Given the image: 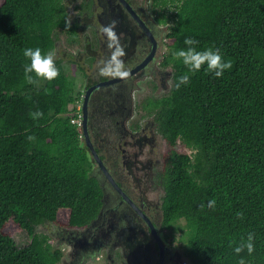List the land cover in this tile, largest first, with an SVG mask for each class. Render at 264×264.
Listing matches in <instances>:
<instances>
[{
    "label": "trees",
    "instance_id": "trees-1",
    "mask_svg": "<svg viewBox=\"0 0 264 264\" xmlns=\"http://www.w3.org/2000/svg\"><path fill=\"white\" fill-rule=\"evenodd\" d=\"M159 1L170 23L163 64L172 72L171 89L150 101L170 146L164 221L183 220L173 228L186 236L195 264H264V0ZM67 15L65 0H0V264H61V249L36 228L85 226L100 205L80 131L64 115L72 79L58 59L52 80L29 83L24 74L25 48L53 50L61 32L78 43L79 22ZM187 36L198 50L218 48L231 68L221 77L203 67L190 73L172 55ZM186 73L189 81L177 87ZM36 110L42 115L33 119ZM9 221L28 243L6 234Z\"/></svg>",
    "mask_w": 264,
    "mask_h": 264
},
{
    "label": "flooded vegetation",
    "instance_id": "flooded-vegetation-1",
    "mask_svg": "<svg viewBox=\"0 0 264 264\" xmlns=\"http://www.w3.org/2000/svg\"><path fill=\"white\" fill-rule=\"evenodd\" d=\"M78 5L73 20L85 33L84 48L71 53L70 62L83 78L73 96L79 140L101 196L87 225L51 231L66 246L61 264H85L92 257L102 264H195L183 234L172 235L179 221H164L162 171L170 146L150 105L172 86L171 67L161 57L170 23L160 17L159 0ZM58 60L61 65L65 59Z\"/></svg>",
    "mask_w": 264,
    "mask_h": 264
},
{
    "label": "clouds",
    "instance_id": "clouds-1",
    "mask_svg": "<svg viewBox=\"0 0 264 264\" xmlns=\"http://www.w3.org/2000/svg\"><path fill=\"white\" fill-rule=\"evenodd\" d=\"M186 47L179 48L172 52L173 57L179 59L183 65L189 70L190 73H195L201 70L203 67L206 72L212 73L215 77H221L226 69L231 68V62L223 58L222 53L218 48L209 47L203 50H198L195 45L198 41L191 36H187L184 39ZM25 57L29 59V62L25 64L24 74L25 79L29 83H35L36 78H43L45 80H52L58 76V68L55 64L54 56L55 51L50 50L42 52L40 47H27L23 50ZM35 74V77L33 76ZM189 81V75L183 74L178 77L177 87L181 84H185ZM33 119H37L42 115L39 110L30 113ZM78 117V111L76 115ZM70 122L79 125V118L70 119ZM78 128V127H77ZM32 137L29 136V139ZM214 200H209V206H213ZM251 234L248 238L247 249L249 252L253 250L251 243ZM242 250L241 246L235 248L236 252ZM62 252V251H61ZM241 264L243 260L241 259Z\"/></svg>",
    "mask_w": 264,
    "mask_h": 264
},
{
    "label": "rangeland",
    "instance_id": "rangeland-1",
    "mask_svg": "<svg viewBox=\"0 0 264 264\" xmlns=\"http://www.w3.org/2000/svg\"><path fill=\"white\" fill-rule=\"evenodd\" d=\"M66 1V6H67V19L68 21L72 22L73 19L76 18L77 16V12H78V3L80 0H65ZM159 8L156 7V10H158ZM76 21V20H75ZM168 28V26L166 27ZM168 29H166L165 31L167 32ZM83 34L85 35V33H83V30H81L80 26L77 29V35H78V43H74V44H69L68 41L66 40L67 35L64 33H60L58 39L55 42V48L53 49L55 51V56H54V60L61 58L62 60L65 59L64 61H62V64L60 65L62 70L64 71V73H66V75L68 77H70V79H72L73 82V94L77 92V89L82 81V75L79 71L78 68H76V66H74L70 60H73V56L71 53H76V55H78V53L80 51L83 50L84 46H82V41H83ZM167 44V39L163 40V46L161 47V52H162V56L161 57H165V55L168 52V48L166 46ZM72 94V96H73ZM159 96V94H158ZM74 97V96H73ZM77 99V98H76ZM75 100V97H74ZM78 101V100H77ZM77 101H72L70 104H68L67 106V112L64 113V115H69L70 119L73 118H78L76 115L77 113V109H76V103ZM74 106V109L72 110V107ZM179 150H181L180 147H177ZM186 151L189 153V150L186 149ZM183 222V220L181 219L179 223ZM65 221H61L58 224H46L45 226H38L36 228V232L38 233H45L48 237V240L54 245L57 246L58 248L61 249L63 256L65 255V244L62 242H56V240L54 239L55 237L53 235H51V231L52 232H56L55 228L60 227L62 228H68L65 224ZM4 231L6 232L7 235H9L10 237H12L15 242L18 245H24L26 243L29 242V236L27 235V233L22 230L20 228L19 225H17L16 223L9 221L6 226L4 227ZM172 235L177 238L180 235H182L180 230H176L174 228V231L172 232ZM185 237L183 235V240L185 241ZM180 238V237H179ZM182 242V241H181ZM183 243V242H182ZM85 264H102L101 260H98L96 257H92L90 259H87Z\"/></svg>",
    "mask_w": 264,
    "mask_h": 264
}]
</instances>
